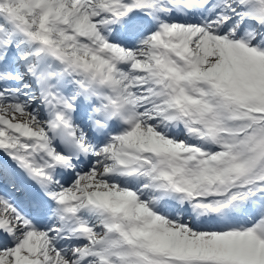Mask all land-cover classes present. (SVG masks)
Returning <instances> with one entry per match:
<instances>
[{
    "label": "snow or ice",
    "instance_id": "snow-or-ice-1",
    "mask_svg": "<svg viewBox=\"0 0 264 264\" xmlns=\"http://www.w3.org/2000/svg\"><path fill=\"white\" fill-rule=\"evenodd\" d=\"M0 264H264V0H0Z\"/></svg>",
    "mask_w": 264,
    "mask_h": 264
}]
</instances>
